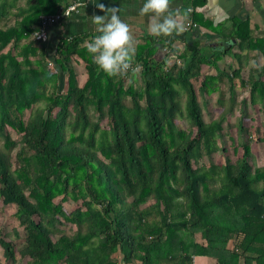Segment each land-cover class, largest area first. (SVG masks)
I'll return each instance as SVG.
<instances>
[{
    "label": "trees",
    "instance_id": "16d2710c",
    "mask_svg": "<svg viewBox=\"0 0 264 264\" xmlns=\"http://www.w3.org/2000/svg\"><path fill=\"white\" fill-rule=\"evenodd\" d=\"M206 1L189 0L193 24L204 23L195 10ZM69 5L0 0V197L18 223L2 233L0 264H264V165L253 157L264 112L253 130L236 113L246 102L264 108V64L244 76L255 52L264 57L250 21L226 34L219 26L225 50L209 55L194 42L173 64L145 39L130 84L93 63L90 35L62 39L54 62L33 39L41 16ZM227 55L235 65L219 69ZM213 95L220 112L207 121Z\"/></svg>",
    "mask_w": 264,
    "mask_h": 264
},
{
    "label": "crops",
    "instance_id": "0c3cea01",
    "mask_svg": "<svg viewBox=\"0 0 264 264\" xmlns=\"http://www.w3.org/2000/svg\"><path fill=\"white\" fill-rule=\"evenodd\" d=\"M70 4L78 3L80 7L70 16L61 19L58 23L52 24L47 28V51L50 61L54 62L57 53V46L62 39L73 38L81 35H90L95 37L99 34L98 26L92 22L93 15H110V13L101 12L96 6L98 3L105 5V8L118 7L121 19L130 27L135 47L145 39L154 40L153 48L156 50V57L168 59L169 64L175 62L176 54L184 52L188 46L198 42L206 54H215L225 50L232 42L225 41L219 34L222 32L219 26L225 27L223 33L231 27L234 20L247 21L251 23L253 36L264 40V0H207L205 5L198 7L195 13L201 14L203 24L197 23L195 26L186 29L182 34H173L172 36H153L148 31L149 17L141 16L140 9L144 0H68ZM189 0H172L171 9L176 10L183 16L184 9ZM192 10V9H191ZM189 11V9L187 10ZM192 12V11H191ZM189 12V13H191ZM151 15V14H149ZM191 19L185 21V24ZM176 53H173L172 50ZM178 51V52H177ZM252 61L263 65L264 57L256 54L249 61L247 70L251 67ZM236 61L232 56H223L217 63L219 69H231ZM202 70L203 73L211 74L208 65ZM203 66V67H204ZM216 73V72H215ZM214 73V74H215ZM198 241L200 236L198 235ZM233 242L229 246H232ZM196 264H215V261L207 256H196Z\"/></svg>",
    "mask_w": 264,
    "mask_h": 264
},
{
    "label": "clouds",
    "instance_id": "9594fccd",
    "mask_svg": "<svg viewBox=\"0 0 264 264\" xmlns=\"http://www.w3.org/2000/svg\"><path fill=\"white\" fill-rule=\"evenodd\" d=\"M171 4L172 0H144L139 14L149 17L148 31L151 35L172 36L186 31L185 21L189 19L190 10L181 16L178 11L171 9ZM96 6L101 12L110 15L92 16L99 34L87 42V51L93 63L108 77H129L128 82L131 84L139 72V66L134 67L136 47L130 27L121 19L118 7L105 8L102 3ZM252 65L258 66L255 61H252Z\"/></svg>",
    "mask_w": 264,
    "mask_h": 264
},
{
    "label": "rangeland",
    "instance_id": "374dc122",
    "mask_svg": "<svg viewBox=\"0 0 264 264\" xmlns=\"http://www.w3.org/2000/svg\"><path fill=\"white\" fill-rule=\"evenodd\" d=\"M75 67H76V71H77V74L79 76V79H81V81H83V73L85 71L83 65L77 64ZM203 68L206 69L207 67L204 66ZM224 68H226L227 71L229 70L227 67H224ZM247 71L248 70L245 71L244 76H247ZM210 73L214 74L215 71L211 70ZM65 79L66 78H65V74H64V75H62V79H61L62 83L65 81ZM246 96H247L246 93L241 95L242 98L246 97ZM216 98H217V95H213V96L208 97V101L210 102V106H209V112L205 113V119L207 121L215 118L220 112V108H218L215 105ZM239 110H241L240 112L247 116L246 125L251 126L252 130L254 128L253 126H255V120H254V117L256 116L255 113L257 111H263L264 112V108H262V107L254 108V107L250 106L248 102L245 103L244 107H243V104H241V105L238 104L236 106V113ZM103 122H104V124H106L105 120ZM177 123L183 129H185L187 126V123L184 120H179ZM225 128L230 130L231 137L230 138L229 137L224 138L223 143L225 146L230 148V146L233 143V140H236V138H237V117H236V115L233 118V120L231 121L230 125L225 126ZM260 138L262 139L261 143L253 144V157L256 159V162L259 163V165H264V126H262L260 128ZM230 153L232 155V159L234 160L235 156L233 154L232 149H231ZM223 155H224L223 152H219L218 154L215 155V159L218 161H222ZM73 205H74V203H70L69 205H67V208L71 209L73 207ZM14 212H15V207L13 205H9V206L4 205L2 198L0 197V238L2 237L3 232L9 233L17 226L18 223H17L16 219L13 218V216H12L14 214ZM74 229H75L74 226L68 225L66 228V231L70 233ZM21 232H22V229H21ZM5 239L9 240L7 238H5ZM2 253H3V249L0 246V255H2ZM18 260H19L18 264H26V262H27L25 259L19 258Z\"/></svg>",
    "mask_w": 264,
    "mask_h": 264
},
{
    "label": "built area",
    "instance_id": "2783aa9c",
    "mask_svg": "<svg viewBox=\"0 0 264 264\" xmlns=\"http://www.w3.org/2000/svg\"><path fill=\"white\" fill-rule=\"evenodd\" d=\"M79 7H80V4L73 3V4H70L67 8H65L58 14L41 16V28L33 34V39L40 40V41H46L48 26L58 23L61 19L70 16L73 12H76ZM189 10L190 12L192 11L191 9ZM193 26H195V24H193L191 21L186 23V29H189Z\"/></svg>",
    "mask_w": 264,
    "mask_h": 264
}]
</instances>
